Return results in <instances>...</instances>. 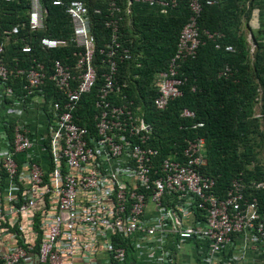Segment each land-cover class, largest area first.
<instances>
[{"label":"built area","instance_id":"built-area-1","mask_svg":"<svg viewBox=\"0 0 264 264\" xmlns=\"http://www.w3.org/2000/svg\"><path fill=\"white\" fill-rule=\"evenodd\" d=\"M104 1L110 39L98 52L105 70L93 101L92 124H82L78 113L99 75L85 3L52 0L64 6L77 50L72 65L53 59L50 75L36 58L27 67L9 69L4 44L18 34L19 24L3 30L0 264H176L185 241L195 245L196 264H264V213L246 193L247 188H263L264 180L247 185L236 176L224 195L216 194L214 178L204 172L206 143L200 135L186 138L180 155L161 157L150 143L152 127L141 107L117 81L118 62L129 59L130 52L119 41L116 0ZM140 1L160 6L162 13L177 3ZM187 2L190 15L175 52L166 69L154 76L157 109L181 95L178 62L194 56L200 44L197 18L203 3ZM46 13L41 0H30L24 23L31 31L41 30ZM39 43L49 50L67 40L42 36ZM224 49L234 51L231 44ZM21 50L31 52V46L24 44ZM228 71L226 66L222 73ZM47 77L55 95H46ZM16 79L21 94L16 93ZM181 115L192 117L193 112L184 108Z\"/></svg>","mask_w":264,"mask_h":264},{"label":"trees","instance_id":"trees-1","mask_svg":"<svg viewBox=\"0 0 264 264\" xmlns=\"http://www.w3.org/2000/svg\"><path fill=\"white\" fill-rule=\"evenodd\" d=\"M41 1L47 10L45 27L31 31L24 23L30 0H0V42L4 29L19 24L18 34L4 44L3 58L9 69L27 67L36 58L44 62L50 75L53 59L69 65L75 61L77 48L71 41L72 25L64 6L53 5L52 0ZM82 1L95 37L93 63L99 75L92 90L83 95L78 113L82 124H92L93 101L102 82L100 73L105 70L98 52L106 48L110 30L105 25L107 2ZM176 1L174 7L162 13L158 5L116 0L120 8L116 13L120 16L119 41L130 52L129 59L118 62L116 78L118 83L125 84L121 88L127 98L141 107L152 127L150 143L159 149L161 157L180 155L186 138L204 137L207 157L204 172L214 178V190L222 196L236 176L247 185L264 180V162L258 158L264 145V0H216L213 4L202 0L197 18L200 44L194 56L178 62L176 76L183 81L179 86L181 95L170 100L164 109H157L153 104L154 76L166 69L180 30L190 15L187 0ZM247 32L251 33L253 50ZM42 36L64 38L67 44L45 50L39 43ZM24 44L31 46V52L21 50ZM226 44H231L234 51H226ZM226 66L229 71L223 74ZM46 83V95L51 96L54 93L48 77ZM14 86L16 93L21 94L19 79L14 80ZM184 108L192 111L193 116L181 115ZM197 122L203 126L194 127ZM247 192L264 213V187L247 188Z\"/></svg>","mask_w":264,"mask_h":264},{"label":"crops","instance_id":"crops-1","mask_svg":"<svg viewBox=\"0 0 264 264\" xmlns=\"http://www.w3.org/2000/svg\"><path fill=\"white\" fill-rule=\"evenodd\" d=\"M194 252V243L185 241L176 254V264H196Z\"/></svg>","mask_w":264,"mask_h":264},{"label":"rangeland","instance_id":"rangeland-1","mask_svg":"<svg viewBox=\"0 0 264 264\" xmlns=\"http://www.w3.org/2000/svg\"><path fill=\"white\" fill-rule=\"evenodd\" d=\"M249 35H250V37H249ZM246 37H247V40L249 42V45H250V43H253L252 40H251L252 36H251L250 32H247ZM250 49H251V46H250ZM251 50H253V49H251ZM255 111L257 112V114L259 113L258 107H256ZM258 158H260L264 162V145L259 149Z\"/></svg>","mask_w":264,"mask_h":264}]
</instances>
